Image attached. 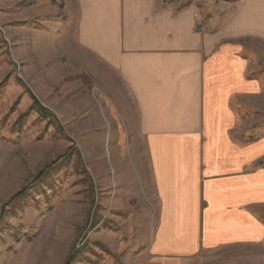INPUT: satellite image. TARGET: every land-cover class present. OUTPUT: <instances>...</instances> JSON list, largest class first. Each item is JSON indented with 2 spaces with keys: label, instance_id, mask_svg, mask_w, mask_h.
<instances>
[{
  "label": "crops",
  "instance_id": "obj_1",
  "mask_svg": "<svg viewBox=\"0 0 264 264\" xmlns=\"http://www.w3.org/2000/svg\"><path fill=\"white\" fill-rule=\"evenodd\" d=\"M45 2L74 22L75 45L117 115L108 127L124 132L150 194L145 264L263 242L264 76L251 41L264 42V0H244L217 29L167 0Z\"/></svg>",
  "mask_w": 264,
  "mask_h": 264
},
{
  "label": "rangeland",
  "instance_id": "obj_2",
  "mask_svg": "<svg viewBox=\"0 0 264 264\" xmlns=\"http://www.w3.org/2000/svg\"><path fill=\"white\" fill-rule=\"evenodd\" d=\"M167 1L192 8L210 29L244 3ZM73 31L74 22L49 13L45 0H0V264L147 260L150 194L124 132L108 127L117 115ZM251 45L261 78L264 42ZM257 119L260 139L264 114ZM258 216L264 221V207ZM190 264H264V241L203 251Z\"/></svg>",
  "mask_w": 264,
  "mask_h": 264
},
{
  "label": "trees",
  "instance_id": "obj_3",
  "mask_svg": "<svg viewBox=\"0 0 264 264\" xmlns=\"http://www.w3.org/2000/svg\"><path fill=\"white\" fill-rule=\"evenodd\" d=\"M65 264H69V260H67Z\"/></svg>",
  "mask_w": 264,
  "mask_h": 264
}]
</instances>
